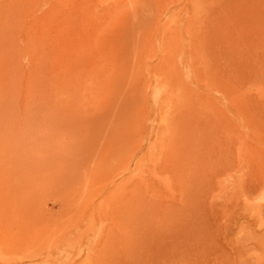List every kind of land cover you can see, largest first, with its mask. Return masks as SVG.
<instances>
[{
	"label": "rangeland",
	"instance_id": "1",
	"mask_svg": "<svg viewBox=\"0 0 264 264\" xmlns=\"http://www.w3.org/2000/svg\"><path fill=\"white\" fill-rule=\"evenodd\" d=\"M0 264H264V0H0Z\"/></svg>",
	"mask_w": 264,
	"mask_h": 264
}]
</instances>
